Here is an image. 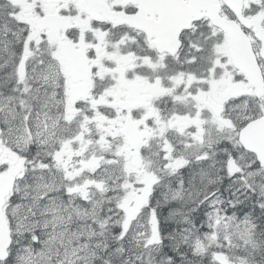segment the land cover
<instances>
[{
  "label": "snow or ice",
  "instance_id": "snow-or-ice-1",
  "mask_svg": "<svg viewBox=\"0 0 264 264\" xmlns=\"http://www.w3.org/2000/svg\"><path fill=\"white\" fill-rule=\"evenodd\" d=\"M0 264H264V0H0Z\"/></svg>",
  "mask_w": 264,
  "mask_h": 264
}]
</instances>
